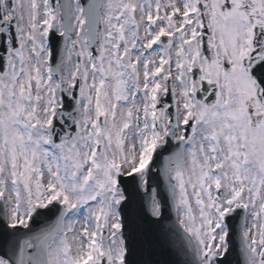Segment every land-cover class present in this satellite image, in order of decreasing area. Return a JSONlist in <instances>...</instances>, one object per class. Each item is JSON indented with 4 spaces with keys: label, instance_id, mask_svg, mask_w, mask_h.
I'll use <instances>...</instances> for the list:
<instances>
[{
    "label": "snow or ice",
    "instance_id": "6c2138e0",
    "mask_svg": "<svg viewBox=\"0 0 264 264\" xmlns=\"http://www.w3.org/2000/svg\"><path fill=\"white\" fill-rule=\"evenodd\" d=\"M0 264H264V0H0Z\"/></svg>",
    "mask_w": 264,
    "mask_h": 264
},
{
    "label": "water",
    "instance_id": "95a60500",
    "mask_svg": "<svg viewBox=\"0 0 264 264\" xmlns=\"http://www.w3.org/2000/svg\"><path fill=\"white\" fill-rule=\"evenodd\" d=\"M164 254H161V256L159 257L160 259L163 257Z\"/></svg>",
    "mask_w": 264,
    "mask_h": 264
}]
</instances>
